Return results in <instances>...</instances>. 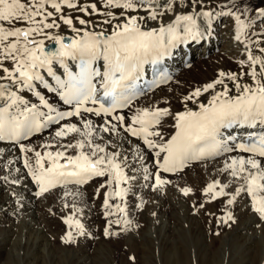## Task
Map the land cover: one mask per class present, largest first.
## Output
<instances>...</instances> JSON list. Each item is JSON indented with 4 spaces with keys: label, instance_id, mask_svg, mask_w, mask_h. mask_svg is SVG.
<instances>
[{
    "label": "snow or ice",
    "instance_id": "snow-or-ice-1",
    "mask_svg": "<svg viewBox=\"0 0 264 264\" xmlns=\"http://www.w3.org/2000/svg\"><path fill=\"white\" fill-rule=\"evenodd\" d=\"M230 2L235 11L225 4L220 7L226 10L215 15L233 17L235 38L241 41L245 30L255 22L250 20L246 23L241 19L249 12L247 6L241 11L236 0ZM184 4L185 0H163V3L159 0H103L102 7L106 10L101 11L97 3L80 4L79 0H0V81H9L8 84L0 83V98L10 101L7 106L0 107V141L19 145V151L24 154V167L39 188L37 196L58 186L83 185L95 177H107L100 185L108 189L103 200L104 216L119 215L120 218L107 221L106 237L119 235L110 231L113 224L123 223V230L127 231L132 223L127 219L126 206L110 201L119 199L123 202L128 189L121 184H127L135 177L125 172L128 155L121 158L119 151H107L111 140L104 145L94 143L92 137L98 133L119 138L123 132L141 140L147 149L154 150V163L158 169L154 173L155 188L171 183L163 179L161 173L182 172L191 162L204 161L234 150L249 154L231 157L230 163L225 162L222 169L233 180L243 181L234 194L226 191L228 183L221 184L219 180L208 183L203 194L210 200L230 196L227 204L231 205L242 192H246L251 197L253 210L264 219V47L258 48L260 55H255L250 47L252 43L259 46L260 40L249 39L245 43L247 59L239 63L241 66L247 64V72L220 71L212 82L196 87L182 97L183 111L173 113L169 107H146L137 109L127 120L122 112L117 111L128 108L140 94L135 85L143 76L146 64H156L182 39L195 41L202 38L196 17L211 18L214 13L203 10L204 0H187L186 6L192 9L191 13L178 11ZM65 8L82 13L83 17L67 15ZM141 10L144 15L134 14ZM256 12L264 18V8H257ZM167 13L175 14L172 22H161L159 27H145L147 21H158ZM93 16L103 19L94 20ZM62 25L75 36L68 38L59 31H53ZM46 41L57 45L56 50L46 51ZM65 58L78 61V71L69 69ZM99 61L102 64L97 66ZM54 62L64 68V79L54 71ZM41 70L52 77L55 87L45 80ZM244 75L251 78L250 83H241ZM167 79L166 76L161 77L154 84L159 86ZM37 81L49 91L57 92L65 104L73 105L72 110L62 112L55 109L45 96L35 91ZM226 81L231 82L232 87ZM13 85L34 91L47 112L40 111L36 105L29 107L26 100L10 91ZM217 86L221 90H217ZM210 91V98L202 101L200 98ZM89 103L98 106H86ZM189 103L196 105V109L189 107ZM13 106L16 111H9ZM85 113L103 117V123L95 126L91 119L84 118ZM72 117L79 118L82 128L76 123H61ZM168 117L174 120L175 131L165 140L159 128ZM53 124L59 126L54 139H63L71 134L84 139L60 144L56 151L47 150L55 145L45 143L41 145L45 149L43 153L20 143ZM234 126L251 129L260 126L262 131L260 134L250 133L246 142H236L235 136L225 137L221 131ZM99 138L104 139L102 135ZM68 149H75L76 154H66ZM28 153L33 155L29 157ZM132 154L134 160L145 159L138 144L132 147ZM143 171L145 180L153 175L146 167ZM180 191L185 196L192 193L189 187ZM69 194L65 192L66 196ZM73 209V214L64 218L69 229L61 238L64 243L74 242V231L77 235L85 234L84 224L75 216L80 209L75 205ZM221 219L225 223L232 220L231 212Z\"/></svg>",
    "mask_w": 264,
    "mask_h": 264
},
{
    "label": "bare ground",
    "instance_id": "bare-ground-1",
    "mask_svg": "<svg viewBox=\"0 0 264 264\" xmlns=\"http://www.w3.org/2000/svg\"><path fill=\"white\" fill-rule=\"evenodd\" d=\"M93 2L97 3V6L103 5V0H79L80 4ZM244 2L245 0H236V4L240 6L241 11L243 10L242 4ZM159 3H163V0H159ZM186 4L187 0H185V4L181 5L178 11L191 13L192 9L188 8ZM225 4L229 8H233L230 0H204L203 10L212 11L214 15L211 18L196 17V24L202 33V38L195 41L182 39L174 47L170 48L168 54L161 59L171 67V82L154 93L137 100L128 108V112L134 108L137 110L154 106L169 107L173 113L183 111L182 97L196 87H202L204 84L212 82L218 77L220 71L240 74L249 70L247 64L241 66L239 61H246L247 59L245 43L249 39L261 41L259 46L255 43L250 45L255 55H260L258 48L264 47V18L259 17L256 12L257 8H264V0H246L245 4L249 12L247 15H242L241 19L245 20L246 23L250 20L255 23L252 27L245 30V35L242 36L241 41L235 38L237 33L234 18L215 15L221 10H226L220 7ZM199 10L200 8L198 7L197 11ZM235 10L233 8V11ZM64 11L71 16L75 12L67 8ZM134 14L144 15L145 13L141 10ZM174 15V13H167L158 21L159 24L161 22L165 24L172 22ZM91 18L94 20L103 19V17L98 16ZM76 26L79 27L78 23ZM145 27L152 28L159 27V25L149 20L146 22ZM53 31H59L60 34L68 38L75 36L64 25L59 30ZM65 42L67 43L68 40ZM50 46H53L55 50L58 47L53 42L46 41V51ZM189 52L193 58L199 60V66L187 70L185 57ZM65 62L73 72L78 71L76 61L71 58H65ZM99 64H102V61H99L97 66ZM53 69L58 75L65 77L64 68L59 63L54 62ZM144 69L150 70V64H146ZM257 71L259 72V66ZM41 74L50 85L55 87V81L47 75L46 71L41 70ZM250 82L251 78L248 75H244L241 79V83ZM0 83L8 84L9 81H0ZM226 83H229V86L232 87L231 82L226 81ZM35 84V91H39L41 95L45 96L49 104L57 110L62 108V99L57 92L49 91L38 81ZM12 89L28 102L29 107L36 105L40 111L47 112V109L40 105L39 98L34 91H30L20 85H13ZM217 90H221L220 86H217ZM211 94V91L205 93L200 99L206 102V98H210ZM7 103H10V101ZM95 106L91 105V107ZM188 106L194 110L196 109L194 104L189 103ZM23 107L21 105V108ZM9 111L15 112V106L10 108ZM83 115L85 119H91L95 126H99L102 123V117L86 113ZM61 123H76L82 128V124L77 117ZM173 125L174 120L168 117L165 118L159 128L165 140L174 134ZM221 131L225 137L228 135L235 136L237 138L236 142L241 140L246 142L250 133L260 134L262 128L260 126L255 129L234 126L231 129H222ZM101 135L104 137L103 140L99 138ZM78 139H84V137L71 134L63 139H54L53 133L43 130L40 135L34 136L23 144L35 148L31 143L32 141L36 142L39 148L45 143H53L55 147L47 150L56 151L60 144L74 143ZM92 139L93 141L98 140L96 143L101 145L111 140L112 143L107 146L108 152L119 151L121 158L124 155H128L129 161L127 166H125V172L128 176L135 177V179L129 180L127 184H121V187L128 189L123 206L127 208V216L135 220L134 222L132 221L133 223L125 231L127 251L125 253L124 250L120 251L118 246L113 248L112 245V248L106 246L100 249H106L110 253L112 258L110 264H202V262L204 264H255V262L264 264V227L258 229V225L264 223V219H261L253 210L251 197L246 192H242L231 205L227 204L230 196L219 197V201L212 211H209L206 205L203 211L197 210L198 205L193 195L197 191L202 195L203 189L214 180H219L221 184L228 183L229 187L226 191L234 194L235 189L243 181L233 180L222 169L225 162L230 163L231 157L247 156V154L234 150L232 153L219 155V160L214 157L189 164L182 171V181L178 180L160 188H155V180L153 178L154 173L158 169L154 163V150L147 149L141 140L123 132H121L119 138L110 136L107 133H98ZM137 144L140 146L141 153L145 156L143 161L134 160L132 147ZM87 150L85 148V151ZM43 151H45L44 148L41 152L43 153ZM27 155L31 157L33 154L28 153ZM23 160L24 154L19 151L18 144L0 141V264H48V262L55 264L54 258H51V254L55 252V249L61 250L62 261L70 257V259H73L74 257V261H70L71 264H88V256H84L82 237L78 238L76 245L72 249L68 248V244L64 243L63 240L62 245L57 246L55 239L56 241H61L60 233L57 232V235H54L56 236L53 239L54 241H52L53 235L49 227L44 228L42 226L43 224H49L52 220L51 215H54L50 208L54 192L52 190V192H46L42 196L36 195L39 188L37 185L35 186V182L28 175ZM9 161H12V163L9 164ZM144 167L148 169L149 173L153 174L149 176L148 180L143 179L145 175ZM13 181L18 182L14 183ZM185 187L192 189V193L188 196H185L180 191V189ZM107 191L103 189L102 193L105 194ZM82 192L84 193V190ZM199 200L204 203L206 201L203 196H199ZM141 204H143V207H140ZM74 205L80 209L78 214L75 212V215L86 225L85 219L89 215L88 211L79 201H75ZM220 210H223L224 217H226L228 212H231L233 219L228 220L227 223L224 222L223 233L213 238L212 234L216 233L215 228L209 222H206L205 225L201 222L204 221V214H207V217L218 218ZM73 212V206L65 207V204L62 203V237L69 230L64 223V218L72 215ZM93 219L95 221L97 218L94 217ZM136 223L140 224L139 227H136ZM259 231H262V234L257 239L256 233ZM13 236L15 237L14 247L16 250L14 253L10 254L9 252L4 255L3 243L7 240L6 238L12 239ZM231 241H233V244L230 248L234 250L232 251L234 255L230 254L228 256L226 250ZM8 245L6 244V247ZM80 255L81 260L77 261Z\"/></svg>",
    "mask_w": 264,
    "mask_h": 264
},
{
    "label": "rangeland",
    "instance_id": "rangeland-1",
    "mask_svg": "<svg viewBox=\"0 0 264 264\" xmlns=\"http://www.w3.org/2000/svg\"><path fill=\"white\" fill-rule=\"evenodd\" d=\"M245 2H246V0H245ZM245 2L242 4V9L246 6ZM98 8H100L101 11L106 10V9H103V7L99 6V5H98ZM75 15L76 16H79V15L83 16V14L79 13V12L78 13L74 12L73 16H75ZM158 21L157 22L152 21V22L156 25H159ZM198 61L199 60L197 58H194L191 61V66H189V67L187 66V70H189L191 68L194 69L195 67H198L199 66ZM135 111H136V109L134 108V109H131L130 112L124 111L123 113L127 119V118L131 117V114L134 113ZM103 119L104 118L102 117L101 118L102 123H103ZM56 130H57L56 127H52L49 131L54 134ZM97 141L98 140H95L94 142L96 143ZM31 143H32V145L35 146V149H37L38 151L43 150L42 147L38 148V145L36 144V142L31 141ZM66 154L75 155L76 150L75 149H68ZM61 162L63 163V161H61ZM161 177L163 179H167V180L171 181V183H174L178 180L182 181L183 174H182V172H179L176 175L170 176V175H165V174L161 173ZM106 179H107V177H95V178L89 180L88 183L83 184V185L68 184L66 187L58 186L55 189H52L54 194L52 197L53 201L51 202L50 208L52 209L54 215L53 216L51 215L52 220L49 224H43L42 225L44 228L49 227V230L52 232V235H53L52 241H54L53 239H55L54 237H56L54 235H57V232L60 233V235H61L60 238H62V234H61L62 233V203L67 204L69 207H71L74 205L75 201H79L89 213V215H88L89 218L87 216L85 219L86 220L85 223H87L86 225H84L85 226V234L84 235H77L76 232L74 231L73 235L75 237V240L72 243H67L68 244L67 247L71 248V249L74 248V246L76 245L75 243H77L78 238L82 237V241H83L82 246L84 245L83 249L85 251L84 256H86V257L88 256L87 259L90 260V261L88 260V264H110V262L112 261L110 253L106 249L100 250L101 248H105L106 246L107 247L110 246L111 248H112V246H113V248H116L118 246L120 251L124 250L125 253L127 251V247L125 246L126 245V239H125V230H123L124 229L123 223H121L120 225L113 224L112 227L110 228V231L117 232V233H119V235L107 236V237L104 235V229H105V227H107V221L120 218L119 215L111 216V217H107V218L104 216L105 209L103 208V203H102V201L104 200V198H103L104 193H102V190L105 189V191H107V187L101 188L100 185L104 184ZM171 183H169V184H171ZM35 186H36V184H35ZM73 187H74V189H73ZM90 187H91V189H90ZM78 189H80V190H78ZM98 189H99V191H97ZM52 190H50L49 192H52ZM83 190H84V193L82 192ZM65 192H68L70 194L66 196ZM193 195H194V198H195L197 205H198L197 210L203 211L204 207L206 205V206H208L209 211H212L215 208V205H217V202L219 201V198L216 200H210V197L205 196L203 194V192L201 195V193L199 191L193 193ZM199 196H203L206 199V201H205L206 204L204 202H202L201 200H199ZM110 203H112V204L122 203V206H123V202H121L119 199H113L110 201ZM201 204H203L204 206L200 207ZM222 211L223 210H220L219 217L216 219L212 216L207 217L208 215L204 214V217H203L204 221L201 222V223H203V225H205L206 222H209L215 228L217 234L214 232L212 234L213 238H216V237H218V235L223 233L222 227L224 225V220L221 218L224 217V214L222 213ZM77 214H78V212H77ZM75 216H76V218H78L77 215H75ZM94 217L97 218L95 221H93ZM127 219H129L133 222L135 221L130 216L129 217L127 216ZM139 225L140 224L136 223V227H139ZM260 227L263 228L264 223H262L261 225L259 224L258 229ZM217 230H218V232H217ZM261 234H262V231H259L258 233H256L257 239H259ZM13 238L12 239L6 238L7 240H5V242L3 243L4 244L3 245V254L4 255H7L9 252H10V254L15 252V250H16V248L14 247L15 237L13 236ZM6 241H7V243H6ZM55 243L57 244V246H61L62 245V239H61V241H56V239H55ZM6 244L7 245L9 244V245L6 247ZM232 244H233V241L229 242V245L227 246L228 251L226 250V254L228 256H230V254L234 255V252H232L234 250H232L230 248V247H232ZM52 257L54 258L53 260L56 262L55 264H71L70 261H74L73 260L74 257H73V259H70L71 258L70 257V258L62 261V252L60 249L59 250L55 249V252H53V254H51V258ZM79 260H81V255H80V257L78 256V258H77V261H79ZM48 264H51V262H48ZM202 264H204V262H202ZM255 264H257V263L255 262Z\"/></svg>",
    "mask_w": 264,
    "mask_h": 264
},
{
    "label": "water",
    "instance_id": "water-1",
    "mask_svg": "<svg viewBox=\"0 0 264 264\" xmlns=\"http://www.w3.org/2000/svg\"><path fill=\"white\" fill-rule=\"evenodd\" d=\"M48 51H55V48L54 47H49ZM10 91H13L12 86L10 88ZM8 101L9 100H7L6 98H0V107L5 106Z\"/></svg>",
    "mask_w": 264,
    "mask_h": 264
}]
</instances>
